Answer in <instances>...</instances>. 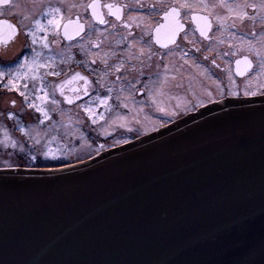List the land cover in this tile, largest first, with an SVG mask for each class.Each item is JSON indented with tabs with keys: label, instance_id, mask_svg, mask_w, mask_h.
I'll return each instance as SVG.
<instances>
[{
	"label": "water",
	"instance_id": "95a60500",
	"mask_svg": "<svg viewBox=\"0 0 264 264\" xmlns=\"http://www.w3.org/2000/svg\"><path fill=\"white\" fill-rule=\"evenodd\" d=\"M158 46L162 47L160 44ZM170 45V44H169ZM264 97L224 100L85 162L0 169L21 181V206L0 209L19 239L17 264H157L240 250L242 216L262 221L260 122ZM242 133L237 147L236 133ZM244 190L243 197L231 194Z\"/></svg>",
	"mask_w": 264,
	"mask_h": 264
},
{
	"label": "flooded vegetation",
	"instance_id": "af4514ba",
	"mask_svg": "<svg viewBox=\"0 0 264 264\" xmlns=\"http://www.w3.org/2000/svg\"><path fill=\"white\" fill-rule=\"evenodd\" d=\"M61 2L67 5L68 3H80L82 0H13V3L20 5V7L13 9L12 13L7 16H0V20L8 19L10 22L17 24L19 34L6 44L0 43V70H4L5 65L11 64L23 54H27L29 57L32 55V41L26 35L27 27L24 26L30 27L31 19L22 21L23 16L31 18L36 15L38 18L37 14L42 9L40 7L33 8L32 4H43L46 7L49 3L58 6ZM104 2H111V0H104ZM115 2L126 3L128 0H115ZM143 2L146 7L140 11L144 18V23L154 29L161 22L163 13L157 10L149 16L147 5L156 3L159 6L161 0H143ZM165 2H171V0H165ZM250 2H259V0H250ZM63 11L67 16V7ZM73 11L80 14L82 20L89 19L83 13V10L75 9ZM249 11L251 13L252 10L250 9ZM108 18L113 23H116V28H112L111 24H109L99 25L96 32H88L86 29V32L82 33L83 40L80 37H76L72 41H68L63 39L62 36L49 34L50 47L55 60L50 68H41L39 74L43 77H48L46 82L48 91L52 93L53 99L58 101V103L53 104L57 114L60 110L64 111L68 110V108L76 109L84 108L87 105H95L97 104V97L111 98V104L114 106L113 111L111 109L103 117L92 119L95 122L89 120V123L107 124L112 123L113 115L130 108L131 101L135 100L137 108L143 110L148 116L145 122L153 124L160 122L162 125L159 129H161L179 120L178 115L182 116L180 118L182 119L202 107L224 100H245L264 97L262 95H243L250 78L253 88H256L258 84L264 86V75L257 80L254 77V72L246 73L244 76L236 72L235 61L237 59H243L244 56H249V59L254 62L257 59L254 55L249 54L247 46L240 45L238 39L241 32L249 30L250 24L248 22L243 26L238 24L237 30L228 29L224 31L219 30L218 26L214 24L212 32L209 33L211 39H208L201 36L198 31L193 33V25L191 21L186 19L185 31L176 37L175 43L168 45V47H160L152 37L143 35L145 34L142 30L144 23L141 24L140 28L134 25L132 28L127 29L119 21H115V18ZM125 19H127V16ZM104 30H107L108 33L113 31L116 36L112 37L111 40H105L103 43L104 37L106 38L103 33ZM255 30L259 32V24H257ZM232 31H235V36L229 35ZM137 34H140L141 38L146 41L155 58L150 57L146 52H139L138 56L133 58L123 56V52L128 50L129 36L133 38ZM186 34L187 39H185ZM89 41L95 44L99 43L100 49L117 50L119 53L112 54L108 60L98 62L91 60L89 63ZM81 42L88 44L87 49L84 48L83 50L81 47H76ZM104 44L105 46H102ZM35 47L36 51H40L39 44ZM172 50L176 51L181 57V82L191 104L188 110L176 112L174 116L176 119L168 123L171 113L167 111L161 115V113L157 112V107L160 98L162 100L163 97H166L162 95L164 91L169 93V99L172 98V82L167 77V71H170V69H167L169 66L167 52ZM232 53H235V55H232ZM44 54L47 56L48 51L45 50ZM213 60H215V64L212 63ZM174 64L178 63L175 62ZM216 65H219V67ZM119 67L123 68L117 70ZM49 72H55L57 75H45V73ZM76 73L87 77L89 82L87 84V95L84 93L85 81L73 79ZM229 76H231V80ZM110 78L114 79L111 80ZM66 81H71V83H65ZM6 83L7 78H3L0 84L2 86L0 91L11 92L4 87ZM28 84V93L38 92L39 80L28 81ZM61 84L65 85L63 95H61L58 87ZM73 88L78 89V91H72ZM112 89L118 90L114 92L113 96L109 97V91ZM21 90L23 91L22 87ZM236 91L240 93L239 96L232 95ZM67 97L72 99L73 102L71 104L68 103ZM124 104H127L128 107L125 108ZM81 113L85 114L84 111H81ZM142 136L133 137V139L136 140Z\"/></svg>",
	"mask_w": 264,
	"mask_h": 264
},
{
	"label": "snow or ice",
	"instance_id": "6c2138e0",
	"mask_svg": "<svg viewBox=\"0 0 264 264\" xmlns=\"http://www.w3.org/2000/svg\"><path fill=\"white\" fill-rule=\"evenodd\" d=\"M19 7L20 5L14 4L13 0H0V16H7L12 13L13 9ZM32 7H40L42 9L37 14L38 18L36 15L31 18L29 16L22 17V21L31 19V26H24L27 27L26 35L32 41V55L29 57L27 54H23L11 64L5 65L4 70H0V79L7 78V83L4 87L8 91L18 92L28 102L29 107L35 108L36 112L42 114L40 123L43 124L45 120L50 119L49 112L45 107L46 102L49 100V93L45 91L44 77L39 74V70L41 68H50L55 60L50 47L49 34L62 36L63 39L68 41H72L76 37H80L83 40L82 33H85L86 29L88 32H96L99 25L109 24H111L112 28H116V23H113L108 17L115 18V21H119L124 28L130 29L134 25L140 28L141 24L144 23L140 10L145 9L146 5L143 0H128L126 3H117L115 0H111V2H104V0H86L84 2L82 0L80 3H68L67 5L61 2L58 6L49 3L46 7L43 4L33 3ZM65 7L68 10L67 16L63 11ZM75 9L83 10V13L89 19L82 20L81 15L73 11ZM147 9L149 16L157 10L163 13L161 22L154 29L146 23H144V28L142 29L145 35L152 37L155 43L160 44L162 47H168L169 44L175 43L176 37L185 31L186 19L191 21L193 33L198 31L201 36L208 39H211L209 33L212 32L214 24L218 26L219 30L224 31L228 29L237 30L238 24L243 26L248 22L250 24L249 30L241 32L238 39L240 45L247 46L249 54L254 55L257 59L255 62L249 59V56L237 59L235 61L236 72L241 76L254 72V77L257 80L264 75V0H259V2H250V0H171V2H165V0H161L159 6L153 3L147 5ZM250 9L252 10L251 13ZM126 16L127 19H125ZM257 24L260 25L259 32L255 30ZM18 34L19 28L17 24L10 22L8 19L0 20V43L6 44ZM229 35L235 36L236 33L232 31ZM185 39H187V34ZM37 44L40 45V51H36L35 46ZM95 47L99 48L100 44L96 43ZM45 50L48 51L47 56L44 54ZM141 51L143 52V49ZM149 51H151L150 48ZM232 55H235V53H232ZM212 63L215 64V60ZM216 66L219 67V65ZM45 75H57V73L49 72L45 73ZM73 79L85 81L84 93L87 95V84L89 83L87 77L76 73ZM229 79L231 80V76H229ZM35 80L40 81L38 91L43 94H34L33 98L30 99L27 94L28 81ZM65 83H71V81H66ZM58 87L61 95H63L65 85L61 84ZM72 91H78V89L73 88ZM232 95L239 96L240 93L236 91ZM243 95L264 96V86L258 84L256 88H253L250 78ZM66 99L69 104L73 102L70 97ZM97 100L101 104H107V98L101 99L97 97ZM35 101H39V103ZM51 102L53 104L58 103L55 99H52ZM124 107L127 108L128 105L124 104ZM85 111L89 115L94 114L91 108H86ZM20 131L32 140L33 149L38 151L36 146L41 143L40 133L36 131L33 134L32 131L25 128H20ZM241 136L242 133L238 132L234 139L239 149L246 150L247 145L239 142ZM259 140L262 149H264V115L261 117ZM0 144L5 147L10 146L13 149L18 146V142L12 138L6 128ZM100 147L102 148L103 145ZM24 151V147L20 145V152ZM42 155L46 159L49 157L53 160L57 159L56 153L50 147H47V150ZM30 159L35 161L37 156L30 155ZM261 175L259 205L262 221L258 230H254L253 217L251 216H242L235 221L234 230L241 238L240 250L235 256L224 261L211 259L205 254H195L187 257L166 258L157 262V264H264V151L261 153ZM20 183V179L15 174L0 173V209L3 210L5 217L7 216L9 205L14 208L21 206V193L18 190ZM243 194L244 190L239 189L231 194V200L240 199ZM19 245V239L10 237L6 226H0V264H17L15 260L9 259V254L14 252Z\"/></svg>",
	"mask_w": 264,
	"mask_h": 264
},
{
	"label": "rangeland",
	"instance_id": "374dc122",
	"mask_svg": "<svg viewBox=\"0 0 264 264\" xmlns=\"http://www.w3.org/2000/svg\"><path fill=\"white\" fill-rule=\"evenodd\" d=\"M103 33L106 36V38L104 37L103 43L105 42V40L106 41L111 40L112 37L116 36V33L113 31L111 33H108L107 30H104ZM128 44H129L128 50L123 52L124 57L126 58L136 57L138 56L139 52H142L141 49H143V52H146L150 57L155 58L153 52L149 51V47H148L149 45L146 43V41H144L141 38L140 34L135 35V37L133 38L129 36ZM87 45L88 44H86L85 42H81L80 44L78 43L76 47L77 48L81 47L84 50V48L87 49ZM102 46H105V44ZM88 47H89V52H88L89 63L91 62V60H94L96 62L105 61L108 60L112 56V54L119 53V51L117 50L96 48L95 43H92L90 41ZM167 55H168L167 61L169 62V66L167 67V69H170V71L169 70L167 71V77L171 79L172 82L171 84L172 98L169 99L168 98L169 93L164 91L162 95L166 97L165 98L163 97L162 100L160 98V100L158 101L157 112L161 113V115H163V113L167 111L170 112L171 118H169L168 121L169 123L176 119V117L174 118L176 112L179 111L184 112L185 110H188L191 101L187 98L186 92L185 90H183V86L181 82V77H182V76L180 77L181 57L174 50L167 52ZM175 62L178 63L179 66L178 64H174ZM122 68L123 67H119V70ZM47 78L48 77H44L43 80L45 91L49 93V100L45 104L46 109L47 106L49 105V102L52 101L53 99L52 93L48 91L47 88V83H46ZM110 79L113 80L114 78H110ZM1 81L2 79H0V84ZM1 87L2 86H0V89ZM117 90L118 89H112L111 91H109L110 93L109 97L113 96L114 92ZM36 94L42 95L43 93H40L38 91L36 92ZM125 95L127 94L125 93ZM13 101H15V103H13ZM35 102L39 103V101H35ZM27 107H29L28 103L24 104L22 97L19 94H16V92L0 91V122L1 120H5L8 123L10 118H12L11 116L13 115L14 117L15 115H19L20 117H23L26 123L22 124L21 127L19 126L20 128L28 129L32 131L33 134L36 131L40 133L41 143L36 146L40 154L46 151L47 147H50L53 151L54 148H56L55 150H57V148L60 145L66 147L67 145L70 146L71 143L74 144V142H70V138L67 137V136H73L74 140L77 139V141H79V143H77L79 145H77L75 148L68 149V151L65 153V155L70 160L84 159L88 156L90 160L91 158L103 152L104 149L109 150L115 147H119L123 144L129 143L133 141L132 140L133 137L137 138L145 134H150L158 130L162 125L160 122H158V124L146 123L145 121L147 120L148 116L145 114L143 110L137 108V104L135 100L131 101L130 108H127L128 110L126 109L123 112L116 113V115H113L112 123H107V124L89 123V120L93 121L92 119L94 118L98 119L100 117H103L104 114H106V112H109L111 109L113 111L114 106L111 104V98H107L106 105L101 104L99 100H97V104L91 106L87 105L84 108H76V109L68 108V110H64V111L60 110V112L58 113V118L57 120H55V122L58 123L57 125H55L57 127L53 126V129H50L51 131H49L48 134L44 135V133L40 130L41 125H37L35 122L32 123V121L35 120L34 119L35 117L32 116L31 114L32 112L30 113L29 111H27ZM86 108H91L94 114L89 115V113L85 111ZM81 111H84L86 115L82 114ZM181 117L182 116L178 115L179 119ZM9 125H10L9 123L5 125L0 124V134L2 135V138L0 140L3 139L4 129ZM6 129L8 130L9 134L12 136L10 129L8 128ZM17 133L18 135H20L19 132ZM12 138L14 139V137ZM49 142L51 143L49 144ZM101 145H103L102 148L100 147ZM5 148L9 149L11 147L9 146ZM54 153H56L57 158H60L64 161V158L60 156L61 154L57 152ZM60 159L58 160L62 161ZM10 162H12L10 157L9 158L0 157V164L5 167L1 169L13 168L8 166L10 165Z\"/></svg>",
	"mask_w": 264,
	"mask_h": 264
},
{
	"label": "trees",
	"instance_id": "16d2710c",
	"mask_svg": "<svg viewBox=\"0 0 264 264\" xmlns=\"http://www.w3.org/2000/svg\"><path fill=\"white\" fill-rule=\"evenodd\" d=\"M19 94V93H16ZM34 93H28V96L31 98H33ZM22 100L24 102V104H27L28 102L25 101L24 97H22ZM47 109L49 111V116L50 119L49 120H45L43 124L40 123V120L42 119V115L38 112H36V110L34 108H29L27 107V111H29L33 117H35L32 121L35 122L37 125H41L40 126V130L44 133V135L48 134L49 131H51L50 129H53V126L57 125L58 123L55 122V120H57L58 118V114H57V110L54 108V105L51 103V101L49 102V105L47 106ZM12 118H10L9 120V126L6 127L8 129H10L11 133H12V137H14V139L17 140L18 142V146L15 149L12 148H5V146L3 144H0V157L2 158H11L12 162H10V167L13 168H27V169H46V168H60V167H64V166H68V165H73V164H77V163H81L84 162L86 160H89V156L84 158V159H69L65 153L68 151V149L70 148H75L77 145V143H79V141H77V139L74 140L73 136H67L70 138V142H74V144H70L67 145L66 147L64 146H59L57 148V150H55L56 148L53 149L54 152H57L59 154H61L60 156L64 158V161L60 158H57L56 160H53L51 158H45L42 154L39 153V151L34 150L33 149V142L32 140H30L28 137H26L24 135L23 132L20 131V127L22 124L26 123V121L23 119V117H20L19 115H14L11 116ZM5 120H1L0 124H8ZM20 126V127H19ZM57 127V126H55ZM19 129V130H17ZM38 130V128H37ZM20 135H18V133ZM17 133V135H16ZM2 138V135L0 134V139ZM111 139V138H110ZM134 140V139H132ZM20 145H22L25 149L24 152H20ZM37 149V148H36ZM106 150V149H104ZM103 150V151H104ZM99 153V152H98ZM97 154V153H96ZM30 155H36L37 159L35 161H32L30 159ZM95 155V154H94ZM92 155V156H94ZM58 159L62 160L59 161ZM1 168H5L4 166H2L0 164V169Z\"/></svg>",
	"mask_w": 264,
	"mask_h": 264
}]
</instances>
